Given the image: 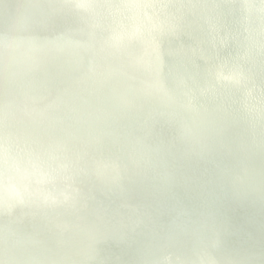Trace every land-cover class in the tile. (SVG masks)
I'll list each match as a JSON object with an SVG mask.
<instances>
[{"label":"water","instance_id":"95a60500","mask_svg":"<svg viewBox=\"0 0 264 264\" xmlns=\"http://www.w3.org/2000/svg\"><path fill=\"white\" fill-rule=\"evenodd\" d=\"M66 1H70L72 4ZM66 1L23 0L24 3H27L29 10H32L31 13H18L15 10L6 8L7 13H12L15 23L7 25L0 22V66L2 67L0 70L8 72L23 87L11 85L0 76V86L12 92L11 98L7 100L0 98V104H5V107L0 109V220L11 231L14 228L25 229L30 227L32 229L25 237L11 233L7 238L2 235L0 230V243H11L17 246L25 255L31 256L34 249L27 242V239H29L38 245L43 254L48 256L52 244L38 230L41 224L40 221H44L50 227L52 237L59 242L56 245L58 250L69 253L79 260L85 258L84 246L69 241L63 230L75 231L81 227L86 228L95 235L87 239L85 245L104 251L107 249L108 241L123 243L127 246H144L145 241L142 238L127 230L109 231L105 237L96 234L98 224L103 222L117 224L125 222L130 224L133 229H148L151 232L145 239L150 248L155 251L156 258L155 261L141 258L143 264H224L222 262H231L233 253L225 250L221 241L212 237V232L209 229L203 231L202 240L199 243H195L191 239H185L186 241L181 242L174 239L175 237L163 242L155 236V233L167 229L156 225L153 222V217H149L150 215L146 214L141 218H135L128 212L121 216H116L111 212L109 206L112 205H119L122 208L132 205L142 213L145 212V207L139 202H133L115 189L113 185H110V182L123 183L132 176V172L125 165L123 158H116L115 161L108 156L97 154L92 137L116 144L129 151H132V148L117 137L101 136L90 125V122L97 120L104 122L109 127L112 126V122H108L99 112L90 110L86 103H76L74 98L77 95H88L102 107L103 111L111 114L116 120L119 118L113 108L106 105L105 96L97 87L86 83L80 85L76 77L67 72L55 74L57 77L70 82V86L67 94H59V98L54 101L50 92L51 89L58 88L57 83L47 77V73L52 71L46 65V62L37 59L38 55H42L47 61V58H51V55L47 49H43L35 41L31 36L30 29L32 26L37 25L48 32L50 35L46 38L47 46L54 49L58 43L55 39L56 23L52 14L70 16L69 7L71 6L69 4L73 6L71 8L75 9V14L81 22H86L89 11L100 22H104L107 14L112 15V26H117V20L114 12H105L106 8L102 2L97 4L96 0ZM133 3L134 1L129 2V7L135 8ZM46 4L52 5L51 7L54 9L51 13L50 7L46 8L49 13L43 16L45 13L42 10L45 9L41 8ZM224 4L235 8L236 15L234 17L226 11ZM174 5L175 8L173 9L169 0H154L153 5H149L150 11L147 8L148 5L146 6L147 9L145 6L143 7L144 27L147 30L156 31L157 34V38L145 39L153 47L160 50L165 49L164 41L159 36L170 33L172 29L176 28L180 15H189L190 25L194 24L195 15H205L206 21L211 25L209 33L211 34L213 48L221 52H228L230 46H233L243 51L240 55L227 54L219 58L210 57L208 63L211 68L218 72L220 78V80L211 81L208 84L210 100L226 110L229 106L223 101V98L231 94L236 105L245 112L247 124L251 127L260 128L264 135V128L261 126L262 123L260 124V116L264 117V73H255V75L249 71L252 64L260 67L264 66V24H261L260 18L253 13L254 10L263 11L264 13V0H174ZM206 6H210L213 13L218 16L215 18L210 17L205 12ZM250 6L254 9H250ZM160 16L164 20L163 25L158 22ZM219 17H233L234 20L243 22V28L228 27ZM123 29L130 40L144 39V34L138 32L142 28L138 27L137 22H135V29L125 25H123ZM191 29V27L188 28V30ZM228 29L231 31L229 37L225 34V30ZM64 31H66L65 27ZM189 33H192V31ZM83 34L91 39L93 31L83 28ZM100 34L97 40L100 44H104L105 31H101ZM231 39H233L232 42ZM109 40H112V46L123 48L118 36L113 35ZM78 44L75 43L73 48H78ZM204 47L205 43L200 39L195 42L194 49L200 50ZM132 53L136 63L135 68H141L145 61H142L139 50L131 51L128 56L130 57ZM158 57L153 58L155 64L167 68L162 57ZM98 61L89 71H86V73L93 72L97 78L102 74V64L100 60ZM71 62L74 67L80 69L81 63L78 60L73 59ZM242 73L251 78H259L258 86L244 80L241 76ZM27 74H34L35 79L28 77ZM218 75L214 74L213 77H216L217 80ZM83 76H85V73H83ZM139 84L145 92L158 91L149 80L140 81ZM172 84L175 89L181 90V84L178 81ZM100 85V88L112 89L121 102L131 103L124 91L114 90L110 80L108 82L103 81ZM123 85L125 88H132L133 86L132 82L126 78H123ZM35 86H38V91H33ZM184 93L187 95V101H180L175 94H168L162 96V102L165 105L177 102L190 106L194 103L195 94L189 91ZM147 100L150 103L154 102V99L149 96ZM261 111L262 113H260ZM153 117L157 121L162 120V115ZM48 119L61 128H51ZM68 124L75 126L79 135L69 132L67 130ZM190 128L199 131L201 135L210 134L221 137L233 134L231 130L224 127L212 128L205 122L192 124ZM133 129L148 132V129L141 125L133 126ZM172 143L187 148L197 161L205 159L211 164H217L218 156L201 153L200 144L196 142L186 141L185 139L179 140L173 136ZM222 145L226 149L230 148L227 143ZM145 148L157 158H163L176 165L188 166L185 160L165 152L154 141L147 142ZM138 156L144 161L141 153ZM144 167L152 176L162 175L165 185H177V180L165 175L162 168L148 164ZM85 177H90L91 182H88ZM207 179L212 183L217 194L226 196L221 183L213 173H209ZM140 189L149 195L157 193V190L150 185H143ZM97 191H101L108 196L107 205L104 206L94 200ZM251 191L256 199L249 202V204L264 215V200L261 192L255 187H252ZM233 194L237 197L241 196L238 190H234ZM162 200L169 215L185 221L183 214L175 208L169 199L162 197ZM212 206L216 208L221 205L213 202ZM228 211L237 215L241 214L239 209H229ZM25 215L33 218L32 221L27 222L24 218ZM190 225L192 227L190 231L183 232L179 228H170L168 231L173 236L181 232L190 237H197L195 230L197 225L194 222H190ZM216 227L224 238H238L240 236L238 232L232 230L222 220L217 221ZM163 243L170 247L168 251L161 250ZM193 245L198 247L197 251L189 254L184 259L180 255L181 249L193 247ZM207 248L213 249L215 255L207 256L205 254ZM251 251L262 254L264 249L258 244L238 248V252L241 254H247ZM8 258L10 257L0 251V264H17L14 259L12 263L9 262ZM101 262L102 260H99V263ZM112 262L118 264L115 259H112ZM28 263L50 264L47 261L36 262L33 259H29ZM65 264L72 263L66 261ZM89 264L92 263L89 262Z\"/></svg>","mask_w":264,"mask_h":264},{"label":"bare ground","instance_id":"6f19581e","mask_svg":"<svg viewBox=\"0 0 264 264\" xmlns=\"http://www.w3.org/2000/svg\"><path fill=\"white\" fill-rule=\"evenodd\" d=\"M66 1V0H65ZM97 4H104L106 11L114 12L117 20V26L111 25L112 15L107 14L104 22L97 20L95 15L89 11L87 13L86 22L81 20L75 14V9L70 1V16H60L52 14L55 20V39L58 43L54 49L48 48L46 38L49 33L45 32L40 26L34 25L30 29L31 36L42 46L47 49L51 58L44 59L42 55H38L39 61H45L46 65L52 72L47 73V77L57 83V89H51L52 99L55 101L59 98V94H67L70 82L63 78L57 77L55 74L59 72H67L76 77L80 85L86 83L97 87L105 96L106 105L113 108L118 116V120L114 119L111 114L103 111L102 107L88 95H77L74 99L76 103L84 102L94 112H99L108 122H112L109 127L104 122L92 120L90 125L98 131L103 137H117L126 145L132 148V151L121 148L120 146L101 141L92 137L95 143V151L99 155L108 156L116 161V158H123L125 165L132 172V176L121 184L110 182V185L126 195L133 202H139L145 207L142 213L132 205L122 208L119 205L109 206L111 212L116 216H121L128 212L135 218H141L150 215L153 222L164 227L165 231L155 233V236L163 242L170 238L181 242L185 239L194 240L199 243L202 240L203 231L209 229L212 237L221 241L225 250L233 253L231 262H222L224 264H264V251L262 254L257 252H249L241 254L238 252L240 246H252L258 244L264 249V215L255 207L249 204L256 199L251 191L252 187L257 188L264 200V135L260 128L251 127L247 124L245 112L241 110L233 100L231 94L223 98L229 108L222 109L218 104L210 100V90L208 84L211 81L220 80L218 72L210 67L208 60L211 58H219L227 54L240 55L243 51L230 46L228 52L218 51L211 45V34L209 33L211 25L206 21L205 15L197 14L194 18V24L190 25L189 15H180L177 20V27L172 29L170 33L160 35L165 44V49L153 47L145 38L156 37V31L146 29L144 26L143 7L153 5L154 0H96ZM134 1L135 8L129 7V2ZM171 7L175 8L174 0H169ZM52 5H44L41 9L45 14L53 11ZM6 8L15 10L18 13H31L27 3L23 0H0V22L7 25H13L15 19L12 13H7ZM146 8V9H147ZM224 8L231 16L236 15L235 8L224 4ZM206 13L210 17H217L213 13L210 6H206ZM250 9L254 7L250 6ZM176 10V9H175ZM41 11V10H40ZM52 13V12H51ZM253 13L260 18L261 24H264L263 11L254 10ZM233 17L220 18L228 27L237 29L243 28V22L234 20ZM239 19H241L239 17ZM242 20V19H241ZM66 22V23H64ZM69 22V23H67ZM135 22L138 27L142 28L141 34L144 39L130 40L123 25L134 28ZM159 24H164L162 17H159ZM64 27L66 31H64ZM191 27V30L188 28ZM83 28L93 31V36L88 39L83 34ZM71 31V32H69ZM101 31H105L103 37L104 44H100L97 37ZM192 31V33H189ZM225 34L229 37L231 31L225 30ZM72 35V36H71ZM113 35L118 36L123 48L112 46ZM137 36H139L137 34ZM143 37V36H142ZM51 39V36H50ZM200 39L205 43V47L196 50L195 42ZM178 42H177V41ZM233 39H231V42ZM230 42V43H231ZM75 43L78 48H73ZM145 61L141 68H135L136 63L133 53L128 56L131 51H137ZM162 57L167 68L155 64L154 57ZM159 58V57H158ZM78 60L81 63L80 69L72 65L71 60ZM100 60L102 64V74L99 78L92 73H86L94 64ZM98 61V62H97ZM14 69V67L12 66ZM0 69L2 67L0 66ZM132 70V71H131ZM131 71V72H130ZM253 74L264 73V66L251 65L249 70ZM239 72V71H238ZM85 73V76H83ZM217 74L216 80L213 75ZM28 77L35 79L34 74H27ZM103 75V76H102ZM256 75V74H255ZM0 76L11 85L22 87L19 81L14 79L8 72L0 70ZM242 78L246 81L257 85L260 79L257 77H249L242 73ZM123 78L130 80L133 84L132 88H125ZM113 84L114 90L124 91L129 97L131 103L126 104L119 100L115 92L110 88H100V83L109 81ZM149 80L158 91L145 92L140 88V81ZM178 81L181 84V90L175 89L173 82ZM258 86V85H257ZM257 86H254L255 88ZM23 88V87H22ZM38 91V86L33 88ZM195 94L194 103L190 106L181 103L172 102L165 105L162 102V96L175 94L180 101H187V95L184 92ZM201 92V93H199ZM199 93V94H198ZM198 94V95H197ZM12 92L0 86V98L7 100L11 98ZM88 96V97H87ZM151 97L154 102L150 103L147 98ZM5 104H0V109ZM164 107H167L166 109ZM262 113V111L260 112ZM162 115V120L157 121L153 116ZM260 124L264 128V117L260 116ZM207 123L212 128L224 127L231 130L233 134L223 135L221 137L210 134L201 135L199 131L190 128L192 124ZM51 128H61L56 123L48 119ZM145 126L148 132L137 131L133 126ZM65 129V128H64ZM67 130L74 135H79L75 126L67 125ZM173 136L179 140H190L200 144L201 153H210L218 156L217 164H211L205 159L196 160L187 148L182 145L172 143ZM154 141L162 150L182 158L188 163V166H180L168 162L167 160L156 157L145 148V144ZM205 142V144H204ZM223 143L230 145V148L223 147ZM144 157L142 161L138 154ZM134 154V156H133ZM145 162V163H144ZM158 166L164 170V174L177 180L176 186H168L163 183V176H152L144 167V165ZM243 167V169H241ZM213 173L221 183L223 192L226 196L216 193L212 183L207 179V175ZM91 182L90 177H85ZM143 185L153 186L156 194H146L140 187ZM234 190H238L241 196L237 197L233 194ZM166 197L184 216L185 221L179 220L167 213L166 205L162 200ZM94 200L102 205L108 204V196L101 191H97ZM213 202L221 206L214 208ZM229 209H239L240 215L229 212ZM99 211V210H97ZM27 222L32 221L28 215L24 216ZM218 220L226 222L232 230L238 232V238H224L217 230L216 223ZM39 232L47 238L52 246L49 248V255L43 254L36 243L27 239L29 245L34 249L31 256L25 255L17 246L11 243H0V251L5 253L12 263L14 259L17 264H29V259L36 262L47 261L50 264H65L66 261L72 264H114L112 259L117 260L118 264H143L141 258L155 261L156 253L150 248L145 239L151 232L148 229L136 230L128 223L103 222L97 225L96 234L105 237L109 231L127 230L137 235L145 241L144 246H127L123 243L112 241L107 242L106 251L98 248L87 247L86 240L95 235L86 228L73 230H63L69 241L82 244L85 258L79 260L69 253L58 250L56 247L59 242L55 240L50 231V227L46 222L40 221ZM190 222H194L197 226L196 236L190 237L185 233L173 234L168 231L170 228H179L184 231L192 229ZM0 230L4 237L10 234L25 237L32 229L27 227L14 228L12 231L0 220ZM11 231V232H10ZM77 231V232H76ZM0 232V233H1ZM260 235V236H258ZM170 247L163 243L161 250L168 251ZM198 247H185L180 251V255L186 259L189 254L195 253ZM207 256H214L215 251L211 248L205 249ZM99 260H102L99 263ZM85 261V262H84ZM14 264V263H12Z\"/></svg>","mask_w":264,"mask_h":264}]
</instances>
